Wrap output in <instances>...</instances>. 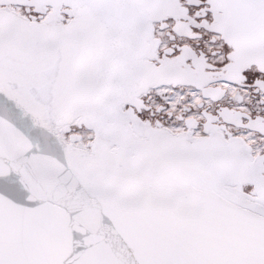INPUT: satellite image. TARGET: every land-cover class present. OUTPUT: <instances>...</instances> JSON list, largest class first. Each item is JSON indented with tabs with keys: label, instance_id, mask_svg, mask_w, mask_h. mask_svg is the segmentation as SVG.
Listing matches in <instances>:
<instances>
[{
	"label": "snow or ice",
	"instance_id": "1",
	"mask_svg": "<svg viewBox=\"0 0 264 264\" xmlns=\"http://www.w3.org/2000/svg\"><path fill=\"white\" fill-rule=\"evenodd\" d=\"M0 264H264V0H0Z\"/></svg>",
	"mask_w": 264,
	"mask_h": 264
}]
</instances>
